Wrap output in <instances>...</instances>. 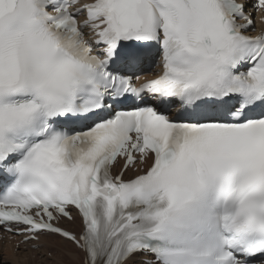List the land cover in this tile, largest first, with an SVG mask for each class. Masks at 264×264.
Segmentation results:
<instances>
[{
	"label": "snow or ice",
	"instance_id": "obj_1",
	"mask_svg": "<svg viewBox=\"0 0 264 264\" xmlns=\"http://www.w3.org/2000/svg\"><path fill=\"white\" fill-rule=\"evenodd\" d=\"M257 22L264 0H0L18 264H264Z\"/></svg>",
	"mask_w": 264,
	"mask_h": 264
},
{
	"label": "bare ground",
	"instance_id": "obj_2",
	"mask_svg": "<svg viewBox=\"0 0 264 264\" xmlns=\"http://www.w3.org/2000/svg\"><path fill=\"white\" fill-rule=\"evenodd\" d=\"M69 226V225H66ZM75 228L76 226H70ZM7 261L8 264H18L16 254L13 253L11 245L7 241H0V262ZM36 264H45L43 261H37Z\"/></svg>",
	"mask_w": 264,
	"mask_h": 264
}]
</instances>
